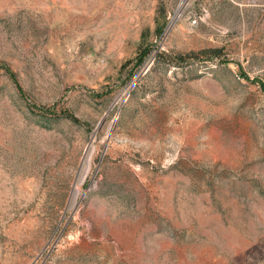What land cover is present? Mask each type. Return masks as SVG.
<instances>
[{
    "label": "rangeland",
    "instance_id": "374dc122",
    "mask_svg": "<svg viewBox=\"0 0 264 264\" xmlns=\"http://www.w3.org/2000/svg\"><path fill=\"white\" fill-rule=\"evenodd\" d=\"M0 264H264V0H0Z\"/></svg>",
    "mask_w": 264,
    "mask_h": 264
},
{
    "label": "built area",
    "instance_id": "2783aa9c",
    "mask_svg": "<svg viewBox=\"0 0 264 264\" xmlns=\"http://www.w3.org/2000/svg\"><path fill=\"white\" fill-rule=\"evenodd\" d=\"M191 23H192V25H196V24H197V20H196V19H193V20L191 21Z\"/></svg>",
    "mask_w": 264,
    "mask_h": 264
}]
</instances>
